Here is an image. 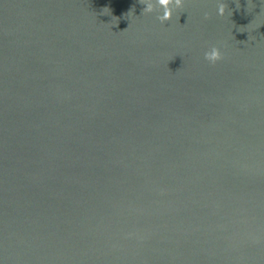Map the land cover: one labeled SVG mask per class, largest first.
I'll use <instances>...</instances> for the list:
<instances>
[{
	"label": "water",
	"instance_id": "water-1",
	"mask_svg": "<svg viewBox=\"0 0 264 264\" xmlns=\"http://www.w3.org/2000/svg\"><path fill=\"white\" fill-rule=\"evenodd\" d=\"M143 7L0 0V264H264V0Z\"/></svg>",
	"mask_w": 264,
	"mask_h": 264
},
{
	"label": "clouds",
	"instance_id": "clouds-1",
	"mask_svg": "<svg viewBox=\"0 0 264 264\" xmlns=\"http://www.w3.org/2000/svg\"><path fill=\"white\" fill-rule=\"evenodd\" d=\"M139 2L145 7L142 8V14L152 13L157 10V6L163 9L161 15H158L157 19L161 24L170 21L173 17V13L177 9H182L184 7L185 0H139ZM249 4L251 0H248ZM226 12V5L224 3H219L217 6V14L219 16H224ZM205 18H208V14L205 13ZM204 59L210 64L215 65L217 62L224 59V55L219 47L212 46L208 51L204 53Z\"/></svg>",
	"mask_w": 264,
	"mask_h": 264
}]
</instances>
